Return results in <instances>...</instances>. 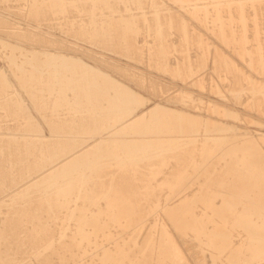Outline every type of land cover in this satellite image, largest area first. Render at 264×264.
<instances>
[{"label": "bare ground", "instance_id": "1", "mask_svg": "<svg viewBox=\"0 0 264 264\" xmlns=\"http://www.w3.org/2000/svg\"><path fill=\"white\" fill-rule=\"evenodd\" d=\"M60 1L64 7L54 8L61 4ZM119 1L122 0H50L56 22L60 19L62 25L69 26L68 30L76 28L82 37L94 43L102 42L115 49L123 48L129 54H146L144 50L148 47L147 54L161 69L181 75L191 84L205 79L202 76L204 73L199 71L206 64L205 53L207 55L212 52V42L210 44L206 38L207 41L202 40L195 31L196 28L190 29L179 15L174 14V9L165 7L160 0H131L138 11L129 4L123 8V2L122 7H119ZM174 1L180 6L190 7L189 14H203L201 18L206 20L213 16L214 25L209 26L213 27L215 37L219 35L218 38H223L227 44L240 48L241 51L249 47L247 20L261 16L264 18L261 13L264 6L261 12L257 7L264 0ZM148 6L155 17L154 24L149 17ZM35 9L41 10L40 7L33 10ZM42 12L44 15L43 10ZM231 19L238 20L240 25L236 23L234 26L239 25V32L233 31L231 22L227 21ZM252 19L248 22H252ZM201 20L203 24L204 21ZM141 22L148 26L152 24L150 30L155 31V39L151 38L153 43L151 40L139 39V33L144 28ZM262 22L260 21L261 24ZM30 26L34 30L40 28L41 31H27L22 25H17L16 28L13 26L18 30L17 33L23 31L21 36L26 41L20 39L24 42L20 41L18 34H14L18 37L17 40L14 36L15 41L12 33L6 30L14 40L13 46L18 52L21 51L18 60L11 63L12 73L20 86L15 84V89L10 90L8 70L0 64V119L5 117V121H0V190L14 188L15 186H6L10 181L17 183L27 179L0 196V264H33V260L21 258L20 254L25 252V246L30 247L29 250L33 251L35 257L31 256L39 264H57L55 256L58 257L59 264H143V260L149 256L150 243L138 247L137 238L143 231L154 226L147 217L150 210L146 206L148 200L152 199L171 230L166 227L161 230L163 240L168 245L167 250L159 251L158 264H179L178 261H182L180 240L197 243L198 252L204 258L203 264H209L205 260L207 250L211 251L214 264H226L223 261L231 260L241 248L233 237L235 229H238L239 236L242 235V241L249 247L252 246L250 256L264 260V132L253 135L250 131L239 129L236 123L224 122L222 126L217 120L213 125L209 117L153 101L101 66L78 55L65 53L64 48L60 50L62 43H59L62 41L53 37L50 31H45L46 28L41 27L42 25ZM251 26L248 29L252 35L255 30ZM174 27L179 30L175 29L176 32H180V38L176 41L173 40ZM201 28L203 29V25ZM48 34L56 40L51 35L48 37ZM0 39L10 40L4 37ZM254 42L250 41L253 49L260 46L261 41L258 43L256 39ZM191 44L204 47V51L199 50L198 54L194 53L196 56H191L188 52ZM261 44L264 45L262 42ZM65 45L62 44V47ZM0 47L3 49L2 45ZM219 48L213 49L214 61L223 66L224 54ZM174 50L181 52L182 56L178 54L173 57L176 53ZM241 53L243 55L245 52ZM235 65L225 63L229 71L237 68ZM259 67V64V70L254 67L256 72H260ZM131 71L134 75V70ZM138 74L143 77L141 73ZM209 74L212 75V72L209 71ZM135 79L139 82L140 78ZM255 81L248 82L251 84L248 88L250 102L246 104H253L255 108L258 105V110L260 107L263 113L264 82ZM236 83L235 86L241 82L239 80ZM248 84L246 83V87ZM239 85L236 88L231 86V90L237 93L242 87ZM162 88L157 90L162 92ZM153 92L157 93H148ZM165 95L166 93L163 97ZM247 95L249 96L248 93ZM186 97L192 98L188 94ZM211 105L214 104L211 102ZM222 110L230 117L240 114L229 108ZM223 111L220 113H224ZM261 112H258L259 115ZM8 113L10 114L5 116ZM37 120L39 124L35 123ZM47 125L52 134L46 132ZM195 146H199L198 153L193 149ZM215 148L219 149L215 155V158L220 159L217 162L220 164L217 166L219 173H216L217 169L211 172V164L215 161L205 160ZM172 159H175V166L168 172L172 176H166L162 183L155 185L153 179L162 173ZM17 176L21 177L18 179ZM201 176H205L208 182L200 183L196 191V187L193 189L192 186ZM91 182L100 188L87 187ZM162 184L169 186L168 191L162 195L163 201L157 193ZM61 210L66 214L58 225ZM71 224L74 225L72 230ZM112 226L116 228L115 232ZM103 241L108 243L103 244ZM133 247H138L135 257L131 254ZM89 256H92V261L87 263L84 260ZM224 256L229 259L224 260Z\"/></svg>", "mask_w": 264, "mask_h": 264}, {"label": "rangeland", "instance_id": "2", "mask_svg": "<svg viewBox=\"0 0 264 264\" xmlns=\"http://www.w3.org/2000/svg\"><path fill=\"white\" fill-rule=\"evenodd\" d=\"M31 1H33V2H31ZM162 1V2H161ZM174 0H160L159 2L160 3H162L165 7H168V6H170V8H172V10H173V12H174V14H176L177 16L179 15L180 16V18H182L187 24H188V26H189V28L190 29H195V31L196 32H198V34L201 36V38H202V40H205V38L208 40V42L211 44V42H212V46H210L211 47V53H207V55L210 57V59H209V57L206 55V53H205V62H204V67L203 68H201L200 69V71H199V73L200 72H203L204 74L202 75V76H205V79H203V80H201V82H192V84H191V82H189L188 83V81H186V79L183 77V76H181V75H177V74H173V73H171V72H169V71H165V70H163V69H161L160 67H158L157 66V64L155 63V60L152 58H150V56H149V54H147L148 52H147V49H148V47H145V49L146 50H144V51H146V54H145V52L143 53V54H141V55H139V54H134V53H132V54H129V52H127L125 49H123V48H119V47H117L116 49L115 48H112V47H110L108 44H103L102 42H98V43H94V42H92V41H90L88 38H86V37H82V34L76 29V28H74L73 30H68V28H69V26H67L66 24L65 25H62L61 24V20L59 19H57V22H56V20H55V17L53 16V11H52V9H53V7L51 6V2H50V0H40V2H39V0H0V37H4V38H7V39H10L9 41H5V40H2V39H0V44L2 45V47H3V49H5V51L3 50V49H1V47H0V64L3 66V67H5V68H7V73H8V77H7V81L9 82L8 84H10V90H13V89H15L14 87H13V85H18V81L15 79L16 78V76H14L13 75V73H12V68H11V63L12 62H16V60H18V54H19V52H21V51H19L18 52V50H16V47L15 46H13V44H12V42H14V40L15 39H17L18 37L17 36H19V39L20 38H22V39H24V41H26L25 40V38L24 37H22L21 36V34H23V31H20V33L18 32L17 33V31L18 30H16L15 28L17 27V25H22L23 27H25L24 29H27V31H30V29L33 31L34 30V28L33 27H31L30 26V24H33V25H35V26H38V25H42L41 27H44V28H46L45 29V31L47 30V31H50L54 36L53 37H56V39H59V41L61 40L62 42H60L59 44H63V45H65V46H63L62 47V44L60 45V47H59V45H58V47H59V49L60 48H62V50H63V48L65 49V50H63V51H65V53H71V54H73V55H78L79 57H82L83 59H85L86 61H88V62H90V63H93V64H96V65H99V66H101L102 68H104L105 70H107L108 72H110V74L111 75H113L114 77H116V78H118L119 80H122V81H124V82H126L127 84H129L132 88H134L135 90H137V91H139V92H141V93H143V94H145L146 96H148V97H150L153 101H157V102H162L163 104H165V105H169V106H172V107H179V108H184V109H186V110H188V111H190V112H192V113H194V114H198V115H202V116H204V117H209V118H211V124H215L216 123V120L219 122V124L220 125H222L223 126V123L224 122H230V123H236V125L239 127V129H241V130H243V131H250L253 135L254 134H257L258 132H264V112L262 113L261 112V110H260V107H259V110H258V105H257V108H255L256 106H254L253 104H250V103H248V104H246L247 102H250V101H248V99L250 98V93L248 92V88H249V86H251V84H248V82L250 83V81H252V80H256V81H260V82H264V62H262V60H264V56H263V54H264V52H263V50H264V47H262V45L263 44H261V42L262 43H264V41H262L263 39H264V22H262V21H264V18L262 19V16L261 17H257V18H249V20L250 19H252L251 21L252 22H248L249 20H247V37H248V40H249V44L247 45V46H249L247 49H242V51H241V49L239 48V49H237V48H235L234 46H232V45H229V44H227L225 41H223V38H218V36L219 35H217V38L215 37L216 36V33L214 34L213 32L214 31H212L213 29V21H214V17L213 16H211L210 18H208V20H206L205 18H201V15H202V17H203V14H195L194 12H192V13H190L189 14V12H191V10H190V7H188V6H180L179 5V3L177 4V2H173ZM30 2V3H29ZM49 4H48V3ZM61 2V4H59L58 6H56V7H54V8H56V9H60V8H63L64 6H62V1H60ZM121 2H123L122 4H123V8H125L126 7V5H128L129 4V6L130 7H133V8H135V10H136V5H134V4H132L131 2V0H122V1H119V2H117V4H119V7H122L121 5ZM38 3H40V6H39V4ZM38 5V6H37ZM180 7H179V6ZM260 5H261V7H260ZM260 5H258L257 7H258V9L260 10V12H261V8H263V6H264V3L262 4H260ZM28 6L30 7V8H28ZM32 6V7H31ZM87 6V5H86ZM91 5H89V7H90ZM38 8V7H40V9L41 10H33L34 8ZM43 7H45V8H43ZM149 7V6H148ZM45 9V10H44ZM47 9L49 10V11H47ZM51 9V10H50ZM55 9V10H56ZM149 9H151V7H149V8H147V11H149ZM186 9V10H185ZM187 9H188V11H187ZM264 9V8H263ZM31 10V11H30ZM42 10L44 11V15H43V12H42ZM29 11V12H28ZM52 11V12H51ZM136 11H138V10H136ZM151 11H152V9H151ZM151 11H149L148 12V14H149V17H150V19L152 20V23L154 24V15H152V12ZM263 12H261L262 13V15H264L263 13H264V10H262ZM41 12V13H40ZM51 12V13H50ZM178 12V13H177ZM188 12V13H187ZM259 12V13H260ZM30 13V14H29ZM194 13V14H193ZM48 15V16H47ZM42 16H44V17H42ZM151 16H152V18H151ZM200 16V17H199ZM258 16H260V14L258 15ZM45 17H47V18H45ZM50 17V18H49ZM192 17H194V20H193V18ZM254 17V16H253ZM264 17V16H263ZM43 18V19H42ZM202 19L203 21H204V23L202 24V22H200V19ZM42 19V20H41ZM46 21H45V20ZM50 20V21H47V20ZM52 19V20H51ZM187 19V20H186ZM196 19V20H195ZM259 19H261V20H259ZM54 20V21H53ZM189 20V21H188ZM201 20V21H202ZM213 20V21H212ZM40 21H42L41 22V24H39L40 23ZM142 21V20H141ZM211 23H210V22ZM227 21H229V22H231L230 24H231V27H232V29H233V31H237V27L240 25L239 24V22L237 23V21H236V19H231V21L230 20H227ZM260 21L262 22V24L260 23ZM39 22V23H38ZM49 22H51L52 24H50ZM190 22H192V23H190ZM254 22V25H252L251 26V24ZM259 23V25H261V26H259L258 25V23ZM239 24L238 26H234V25H237V24ZM251 23V24H250ZM58 24V25H57ZM141 24L142 25H144V26H142V27H144V28H142V33L140 32L139 33V39L140 40H147V41H149V42H151V43H153V39H155V36H153V35H155V31H154V29H151L150 30V27L152 26V24L151 25H147V24H144V23H142L141 22ZM189 24H191V25H194L193 27L192 26H190ZM200 24H202L203 25V29L201 28V26L202 25H200ZM208 27H207V26ZM209 25H212V26H209ZM249 25V26H248ZM15 28H14V27ZM148 26V27H147ZM204 26H206V27H204ZM254 27V29L253 30H255V32L254 31H252V35H251V31H249V29H248V27ZM61 27V28H60ZM146 27H147V29H146ZM235 27V28H234ZM14 28V29H13ZM152 28V27H151ZM204 28H206V29H204ZM259 28H263L262 30L261 29H259ZM11 29H13V30H11ZM40 28H38V29H36V30H34V31H41V30H39ZM66 29V30H65ZM76 29V30H75ZM143 29H145L144 30V34H143ZM175 29H177L178 30V28L176 27H174L173 28V32H175V34H173V40H179V38H180V32H176L175 31ZM232 29L231 28H229V30L232 32V33H234L233 31H232ZM6 30H8L10 33H12V35H13V37L11 36V34H9V32L8 31H6ZM198 30V31H197ZM204 30H205V32H204ZM228 30V31H229ZM250 30H252L251 28H250ZM260 30V31H259ZM3 31H6V33H7V35L9 36H7V35H5L6 33L4 32L3 33ZM14 33H13V32ZM16 31V32H15ZM26 31V32H27ZM201 31V32H200ZM22 32V33H21ZM25 32V31H24ZM148 34H147V33ZM214 35H211V33ZM237 32H239V31H237ZM249 32V33H248ZM260 32H262V33H260ZM1 33H3V34H1ZM151 33H153L152 34V36H151ZM204 33V34H203ZM255 33V34H254ZM14 34H18L17 36L16 35H14ZM179 34V35H178ZM206 34V35H205ZM235 34V33H234ZM253 34H254V36L256 37V39H257V42L259 43L260 41V46L259 47H254V49L252 48V44L250 45V41H251V43H253L254 42V40L256 41V39H254L253 38ZM260 34H262V35H260ZM51 35V34H50ZM50 35L48 34V37H50ZM80 35H81V37H80ZM144 35V36H143ZM240 35V34H239ZM10 36L14 39V36H15V39L14 40H12L11 38H10ZM21 36V37H20ZM174 36H175V38H174ZM178 36V37H177ZM205 36H207V37H205ZM238 36V35H237ZM251 36V37H250ZM259 36H261V37H259ZM52 37V35H51V38H53ZM59 37V38H58ZM142 37H147L148 39H144V38H142ZM250 37V38H249ZM151 38H153V39H151ZM204 38V39H203ZM254 39V40H252V39ZM262 38V39H261ZM53 39H55V38H53ZM55 39V40H56ZM84 39V40H83ZM86 39V40H85ZM261 39V40H260ZM18 40V39H17ZM64 40V41H63ZM151 40V41H150ZM207 40H205V41H207ZM220 40V41H219ZM16 41V40H15ZM20 41H23V40H21L20 39ZM23 41V42H24ZM27 41H28V39H27ZM205 41H203V43L205 42ZM253 41V42H252ZM4 42V43H3ZM9 45H8V44ZM65 43V44H64ZM73 44L72 46H74V47H72L71 46V44ZM94 43V44H93ZM99 43H101V44H99ZM256 42H254V44H255ZM67 44H69V45H67ZM0 45V46H1ZM103 45H104V47H103ZM192 45V46H191ZM189 47H188V52H189V54L191 55V56H196V54H198V51L199 50H201L202 52L204 51V47H198L197 45H193V44H191ZM216 45H218V46H216ZM7 46V47H6ZM67 46V47H66ZM195 46V47H194ZM215 46V47H214ZM227 46V47H226ZM230 46V47H229ZM264 46V45H263ZM5 47V48H4ZM69 47V48H68ZM70 47L71 48H73V49H70ZM76 47V48H75ZM108 47V48H107ZM192 47H194V48H192ZM216 47L218 48V47H220L219 48V50H222L223 51V66L221 65V63L220 64H217L215 61H214V59H215V54H214V48L216 49ZM229 47V48H228ZM233 47H234V49H233ZM11 50H9V49ZM67 48V49H66ZM80 48V49H79ZM191 48H192V50H191ZM195 48L197 49L196 51H195ZM230 48H231V50H230ZM251 48H252V50H251ZM263 48V49H262ZM123 49V50H122ZM256 49V52L254 51ZM61 50V49H60ZM238 50H240V52L238 51ZM5 53H4V52ZM67 51V52H66ZM95 51V52H94ZM119 51V52H118ZM192 51H195V52H192ZM221 51V52H222ZM252 51V52H251ZM255 53H254V52ZM12 53V55H10L9 53ZM18 52V53H17ZM115 52V53H114ZM125 52V53H124ZM174 52H176V53H174L173 54V57L174 56H178V54L179 55H181L182 56V54H181V52H179V51H175L174 50ZM235 54H234V53ZM241 52H245L243 55H242V53ZM14 53V54H13ZM75 53V54H74ZM77 53V54H76ZM194 53H196V54H194ZM227 53L229 54V55H227ZM241 53V54H240ZM251 53L253 54L252 56L255 58H253L252 56H251ZM258 53V54H257ZM96 54H99L98 56L100 57V60H99V57L96 55ZM233 54V55H232ZM257 54V55H256ZM4 55V56H3ZM8 55V56H7ZM16 55V56H15ZM93 56L94 55V57L92 58L91 56ZM121 55V56H120ZM256 55V56H255ZM13 56H14V58H13ZM148 56V57H147ZM206 56H207V58H206ZM212 56H214V57H212ZM230 56H231V58L232 59H234V61L230 58ZM257 56H259V57H257ZM8 57V58H7ZM96 57V58H95ZM147 57V60L145 59ZM239 57V58H238ZM242 57H243V59H242ZM248 57V58H247ZM13 58V59H12ZM98 58V59H97ZM103 58V59H102ZM140 58V59H139ZM141 58H142V60H141ZM242 60H241V59ZM246 58V59H245ZM257 58V59H256ZM16 59V60H15ZM105 59V60H104ZM113 59V60H112ZM118 59V60H117ZM152 61H151V60ZM194 59H196V58H194ZM248 59V60H247ZM110 60H112L111 62H109ZM204 60V59H203ZM246 60V61H245ZM251 60V61H250ZM253 60V61H252ZM258 60V61H257ZM68 61L69 62H73V61H71L70 59H68ZM100 63H99V62ZM103 61H105L104 62V64L103 65H101V62L103 63ZM119 61H120V63H119ZM207 61H208V63H207ZM212 61H213V63H212ZM257 61V63H255ZM10 63V64H8V63ZM114 62V63H113ZM226 62H231L232 63V66H234L235 64V66H237V68L233 71H229L228 69H226V66H225V63ZM235 62V63H234ZM246 62V63H245ZM144 63V64H143ZM146 63H148V64H146ZM105 64H109L108 66L107 65H105ZM114 64H115V66H114ZM117 64H118V66H119V64L121 65V66H117ZM127 64H129V65H127ZM152 64V65H151ZM257 64V65H256ZM258 64H259V68H260V72H259V75H256V73L258 74V72H256V70L258 69ZM261 64H262V66H261ZM104 65H105V67H104ZM113 67H116V68H113ZM130 65H132V66H130ZM145 65H147V66H145ZM208 65V66H207ZM254 65V66H253ZM203 66V65H202ZM219 66H221V67H219ZM252 66V67H251ZM257 67V69L256 68H254V67ZM112 67V68H111ZM121 67V68H120ZM122 67H123V69H122ZM135 67V68H134ZM137 67V68H136ZM148 67H150V69H152V70H150ZM208 67H209V69H208ZM217 67V68H216ZM121 70H120V69ZM118 69H119V71H118ZM139 69V70H138ZM141 69V70H140ZM211 69L213 70V71H211ZM223 69V70H222ZM131 70H134V72H133V74L134 75H132L131 73H132V71ZM163 70V71H162ZM219 70V71H218ZM225 70V71H224ZM244 70V71H243ZM255 70V71H254ZM259 70V69H258ZM120 71H121V73H120ZM128 71V72H127ZM135 71H136V73H135ZM139 73H141V76H143V77H140V74H138V72ZM209 71H210V73L212 72V75H210L209 74ZM237 71H238V73H237ZM243 71V72H242ZM247 71V72H246ZM124 72H125V74L127 75V77H126V75L124 74ZM147 72V73H146ZM161 72V73H160ZM219 72H221V73H219ZM223 72H225V75H224V73ZM256 72V73H255ZM125 75H123V74ZM206 73H208V74H206ZM218 73V74H217ZM247 73V74H246ZM128 74H130L129 76H128ZM135 74H136V76H135ZM150 74V75H149ZM153 74V75H152ZM219 74H220V76H219ZM236 74V75H235ZM244 74V75H243ZM139 75V76H138ZM168 75H170V76H168ZM207 75V76H206ZM209 75V76H208ZM221 75H223V76H221ZM247 76V77H249V78H247L246 77V79H248V81H246V79H245V77H243V76ZM130 76H132V77H130ZM149 77V80H148V77ZM159 76V77H158ZM172 76V77H171ZM176 77L175 79H174V77ZM228 76V77H227ZM232 76V77H231ZM132 78L131 80H130V78ZM135 77H138V79H139V82L137 81V79H135ZM146 77H147V80H146ZM152 79H151V78ZM208 77V78H207ZM212 77V78H211ZM225 79H224V78ZM239 77V78H238ZM255 77H257V78H255ZM260 77H262V78H260ZM173 78V79H172ZM210 78V79H209ZM232 78V79H231ZM238 78V79H237ZM243 78L245 79V80H243ZM136 80V83H135V80ZM143 79H145V80H143ZM163 79V80H162ZM177 79H179V80H177ZM206 79L208 80V81H206ZM222 79V80H221ZM130 80V81H129ZM154 80V81H153ZM224 80V81H223ZM232 80V81H231ZM238 80V81H237ZM239 80H240V82L241 83H239ZM142 81H143V84H142ZM153 81V82H152ZM169 81V82H168ZM173 81V82H172ZM175 81V82H174ZM185 81V82H184ZM211 81V82H210ZM255 81V82H256ZM155 82H156V84H155ZM158 82H159V85H158ZM188 84H187V83ZM224 82V83H223ZM227 82V83H226ZM236 82H238L239 84V86H242V87H240L239 89V91H237V93H235V92H233V90H231V88L232 87H238V85H236L235 86V83ZM244 82H246L247 84H248V86L246 87V83H244ZM259 82V83H260ZM139 83H140V85H139ZM146 83H148L149 85H147ZM150 83H152V84H150ZM161 83V84H160ZM164 83V84H163ZM176 83V84H175ZM208 83V84H207ZM209 83H211L210 85H209ZM223 83V84H222ZM257 83V82H256ZM137 84V85H136ZM141 84H142V86H141ZM145 84L147 85V86H145ZM155 84V85H154ZM187 84V85H186ZM190 84V86H188ZM212 84H214L213 85V88H211L212 86ZM227 84V85H226ZM237 84V83H236ZM245 84V85H244ZM140 87H139V86ZM154 87H153V86ZM161 85H163V86H161ZM165 85H169V86H166V87H168V89L165 87ZM206 85H207V87H206ZM208 85H209V88L211 89H209L208 88ZM229 85V86H228ZM18 86H20V85H18ZM144 86V87H143ZM151 86H152V88H151ZM159 86V87H158ZM163 87L161 90H162V92H165L166 93V97H168L169 96V94H170V100L168 99V98H166L165 96L163 97V95L165 94H163L160 90V92L157 90L158 88L160 89L161 87ZM188 86V87H187ZM225 86H226V88H225ZM232 86V87H231ZM142 87V88H141ZM146 87V88H145ZM151 89H150V88ZM173 89H172V88ZM244 87V88H243ZM145 90H144V89ZM148 88V89H147ZM156 88V89H155ZM164 88H166V89H164ZM169 88L171 89V90H169ZM150 89V90H149ZM155 89V90H154ZM212 89H213V91H212ZM226 89V90H225ZM156 91L157 93H155V92H153V94H149L148 92H152V91ZM168 90V91H167ZM210 90V91H209ZM214 90H215V92H214ZM242 90H244V91H242ZM147 91V92H146ZM167 91V92H166ZM172 91V93H170ZM184 91V92H183ZM247 91V92H246ZM175 92V93H174ZM178 92V93H177ZM155 93V94H154ZM162 95H161V94ZM173 93H174V95H173ZM245 93V94H244ZM247 93L249 94V96L247 95ZM160 94V96L158 97V95ZM172 94V95H171ZM176 94V95H175ZM187 94L188 95H190V96H192V98H189L188 99V97H186L187 96ZM153 95H155V96H153ZM157 95V96H156ZM168 95V96H167ZM231 95H232V97H231ZM244 95V96H243ZM196 97V99H195V97ZM237 96V97H236ZM241 96H243V97H241ZM163 97V98H162ZM172 97V98H171ZM179 97V98H178ZM228 97V98H227ZM239 97V98H238ZM161 98V99H160ZM167 99V100H165V99ZM199 100H198V99ZM233 98V99H232ZM237 98V99H236ZM247 98V99H246ZM178 99V100H177ZM241 99V100H240ZM187 100V101H186ZM206 100V101H205ZM234 100H236V101H234ZM247 100V101H246ZM170 101V102H169ZM192 101V103L190 104V102ZM243 102V104L244 105H242V102ZM246 101V102H245ZM211 102H212V104H214L213 106L211 105ZM233 102V103H232ZM241 102V103H240ZM197 103V104H196ZM198 103H199V105H198ZM200 103H202V104H200ZM205 104H206V106H205ZM207 104H210V105H207ZM245 104H246V106H245ZM188 105V106H187ZM200 105H202V106H200ZM226 105V106H225ZM248 105V106H247ZM199 106V107H198ZM205 106V107H204ZM210 107V108H208V107ZM219 106H221V107H219ZM252 107V108H250V107ZM201 107V108H200ZM207 107V108H206ZM217 108L216 110H214L213 108ZM195 108H197V109H195ZM225 109V108H229V109H233V110H235V111H238L240 114H239V116L238 115H234L233 117H230V116H228V115H226L225 114V112L222 110V109ZM246 108V109H245ZM248 108H250L249 110H248ZM213 110V111H211V110ZM218 109H221V110H218ZM195 111H198V112H195ZM219 111V112H218ZM220 111L222 112H224V113H220ZM261 112L262 114H260L259 115V113L258 112ZM207 112H208V114H207ZM209 112H212L211 114H213V115H211V114H209ZM244 113H246V114H244ZM258 113V114H257ZM10 113H8V114H5V116H8ZM263 117H262V116ZM4 116V115H3ZM223 118H225V119H223ZM1 120H3V121H5V117L4 118H1L0 119V121ZM40 121H43L42 119H40ZM37 122V123H36ZM35 123L36 124H39L40 122L37 120V121H35ZM261 124H263V125H261ZM260 126V127H259ZM262 127V128H261ZM38 128V126H36L35 127V129H37ZM50 128V126L49 125H47V130H46V132L47 133H49V134H52V131H51V128ZM205 133V132H204ZM202 134H203V132H202ZM122 136V135H121ZM120 135H119V137H121ZM201 136V135H200ZM201 142V141H200ZM199 142V143H200ZM198 147L199 146H195L193 149H195V151H196V153H198ZM218 151H219V149L218 148H215L214 150H213V152H212V154H211V156H209L208 158H206L205 160L206 161H215V163L214 164H211V163H209V164H211L212 166H211V169H212V171L211 172H214V169H217V166H220V164H217V162L220 160V159H218V158H215V155L218 153ZM174 160L175 159H172V162L167 166V167H165L164 169H163V171H162V173L161 174H159L155 179H153V182H154V184L155 185H157V184H159V183H162V181H164L165 180V177L166 176H172V175H170L169 173V171L171 170V167L172 166H175L174 165ZM175 164H176V162H175ZM174 168V167H173ZM147 171H150V170H148V169H146ZM219 169H217V171H216V173H219ZM169 172V173H168ZM21 176H17V178L19 179ZM163 177H164V179H163ZM205 176L203 177V176H201L200 177V179H199V181L198 182H196L193 186H192V188L194 189V187H196L195 188V190L197 191L198 190V186L200 185V183H207L208 182V180L205 178ZM204 179V181H202ZM27 179H25V180H22V182H17L16 183V181H10L11 183H8V185H6L7 187H14V188H16L18 185H20V184H18V183H23V182H25ZM105 180H109V179H106L105 178ZM137 183L140 185V183H139V180H137ZM89 186H87V187H89V188H92V189H94V188H96V189H99L100 187L97 185V184H94V183H92L91 182V184H88ZM168 185H164V184H162L160 187H158V189H157V193H158V197H161V200L163 201V197H162V195H164L167 191H168ZM14 188H6V189H2V190H0V196H3V195H5V194H7L8 192H10L11 190H13ZM193 189H190L191 191H195V190H193ZM2 192V193H1ZM245 199H247L248 197H244ZM74 203V201L72 202V204ZM101 205L103 206V203H101ZM146 206L149 208V210H150V212H149V214H148V219H149V221H151V222H153L154 223V226L151 228V229H149V230H147V231H143L139 236H138V238H137V242H138V247H143V246H146L147 245V243H150V247H149V256H148V258H145V260H143V264H158V253H159V251H163V250H167V246L166 245H168V244H166L165 243V241L163 240V235H161V230H162V228L163 227H166L169 231H171L170 230V228H169V224L167 223V221H166V219H165V217L163 216V214H162V212L160 211V208H157V206H156V204H154V202H153V199L152 200H148V203L146 204ZM5 209V208H4ZM198 209H200V208H198ZM62 211V210H61ZM65 214H66V212L65 211H62V212H60L59 213V219H58V225L59 224H61L62 223V221H63V219H64V216H65ZM1 217V216H0ZM57 226V225H56ZM74 228V225L73 224H71V230ZM112 229H113V231L115 232V227L114 226H112ZM70 230V231H71ZM233 232H234V238L236 239V241H237V245L239 246V247H241L237 252H236V255H235V257H232L231 258V260H229V261H227V262H225V261H223L224 263H226V264H263V262H264V260H262V259H254L252 256H250V254H251V251H252V246L251 247H249V245H247V244H245V242H243L242 241V238H241V236H239V231H238V229H235V230H233ZM244 239H245V237H243ZM103 244H107L108 242L107 241H103L102 242ZM187 243V244H186ZM240 244V245H239ZM138 247H133L132 248V251H131V254H132V257H135L136 255H135V252H137V249H138ZM198 248V245H197V243L196 242H192V241H187L186 242V240H180V249H181V251L183 252L182 254H183V257L181 258L182 259V261H178L179 262V264H203L204 263V258L202 257V255H201V253L199 254V249H197ZM28 249V250H27ZM30 249V247H28V246H25V252H23L22 254H20L22 257L21 258H25V259H30V261H34L33 262V264H39L36 260H35V255H34V253H33V251L32 250H29ZM251 249V250H250ZM30 251V252H29ZM207 254H208V256L205 258V260L206 261H208L209 262V264H214V259H213V257L211 256V251L210 250H207ZM34 256V257H32V256ZM224 258V260L226 259H229V258H226L225 256L223 257ZM198 259H199V261H198ZM216 259H218L217 257H216ZM94 260H95V258H94ZM218 260H220V259H218ZM54 261L57 263V264H59V259H58V257H56L55 256V258H54ZM84 261H86L87 263H89V262H91L92 261V256H89L87 259H85Z\"/></svg>", "mask_w": 264, "mask_h": 264}]
</instances>
